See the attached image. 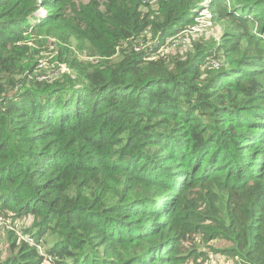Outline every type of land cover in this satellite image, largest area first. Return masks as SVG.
<instances>
[{
	"label": "trees",
	"instance_id": "trees-1",
	"mask_svg": "<svg viewBox=\"0 0 264 264\" xmlns=\"http://www.w3.org/2000/svg\"><path fill=\"white\" fill-rule=\"evenodd\" d=\"M202 5L0 0V264H264V0Z\"/></svg>",
	"mask_w": 264,
	"mask_h": 264
},
{
	"label": "rangeland",
	"instance_id": "rangeland-1",
	"mask_svg": "<svg viewBox=\"0 0 264 264\" xmlns=\"http://www.w3.org/2000/svg\"><path fill=\"white\" fill-rule=\"evenodd\" d=\"M205 1L209 2V0H205ZM194 11H195V9L193 10V12ZM205 29H207V30L200 34L204 38L211 37L212 34L214 36L221 37V35L223 33L222 30H221L220 25L219 24H215L214 25V23H212V22H210V24ZM253 31L256 34L259 33L258 34L259 36H262V32L260 33L259 29H257V31H256L255 25H253ZM189 35H191V34H189L187 32H183V31L180 32L178 36H175L172 39H170V44L168 45L167 48L163 49V52L175 53V51H178V49H179V51H182V52L186 51L188 48H190L189 40L187 39V37ZM29 43L32 44V42H30V41H29ZM51 45H54V43H51L50 41H48L46 44L43 45V47H40L41 51H40V57L38 58V63L42 64L43 62H45V63H47L48 68L53 69V70H57L56 67H59V69H60L61 66H60V63L57 65V63L55 61H54L55 63L52 62L53 56L57 53V50H51V48H49ZM162 47H163V45L161 46V48ZM49 72H50V70L47 71V73H49ZM41 74H44V73H41ZM4 218L0 217V230L2 228L6 227V225H7L8 229L14 231L15 233H17L20 238H24V237L27 236V235L22 234V232L20 230V227L21 226L26 227L29 224V222H30L29 219L22 221V220H18V219L17 220H12V218H6V217H4ZM0 239H4L2 233L0 234ZM4 243H5V240L1 243V246H3ZM212 243L217 245L218 247H221L220 248L221 250H222L223 247L228 245V242H226L225 240H220V239L219 240H214V241H212ZM5 248L6 247H4V250H2V252H1L2 256H5V255L9 254V252H7V248L6 249ZM219 253H221V252H219ZM239 256L242 257L241 255H239ZM42 264H53V263L49 259H46V260L43 261Z\"/></svg>",
	"mask_w": 264,
	"mask_h": 264
},
{
	"label": "built area",
	"instance_id": "built-area-1",
	"mask_svg": "<svg viewBox=\"0 0 264 264\" xmlns=\"http://www.w3.org/2000/svg\"><path fill=\"white\" fill-rule=\"evenodd\" d=\"M210 1L211 0H209V2H206L205 0H203V5L201 6L200 9L197 10V14L195 15V18H194L195 23L193 25H191L190 27H188V29L185 30L184 32H187L189 34H201L207 30L205 28L211 22L210 13L208 12V10L206 8H202V7L207 6L210 3ZM37 14L38 15H44L45 12L43 9H41L40 11L37 12ZM168 40H170V39H168ZM49 48L53 49V46H50ZM60 66H61V68H60L61 70L67 69V67L64 64H60ZM38 68L47 69L48 65L45 62H43L42 64L38 63ZM57 70L51 69L49 73L40 74L39 79L45 78L47 76V74H54V73H56ZM0 217H2V216H0ZM2 218H4V217H2ZM6 227H8V226L6 225ZM23 239L27 240L30 244L33 243L32 238L29 236H26ZM202 264H246V262H243V260L241 258H239L238 256H235L233 258H229L222 253L209 251V257Z\"/></svg>",
	"mask_w": 264,
	"mask_h": 264
},
{
	"label": "clouds",
	"instance_id": "clouds-1",
	"mask_svg": "<svg viewBox=\"0 0 264 264\" xmlns=\"http://www.w3.org/2000/svg\"><path fill=\"white\" fill-rule=\"evenodd\" d=\"M222 253V252H221ZM223 254V253H222ZM225 255V254H224ZM227 256V255H226ZM235 256H237V255H235ZM235 256H227V257H229V258H233V257H235ZM239 258H241L242 259V257H240V256H238Z\"/></svg>",
	"mask_w": 264,
	"mask_h": 264
},
{
	"label": "crops",
	"instance_id": "crops-1",
	"mask_svg": "<svg viewBox=\"0 0 264 264\" xmlns=\"http://www.w3.org/2000/svg\"><path fill=\"white\" fill-rule=\"evenodd\" d=\"M242 260H243V262H246V264H249L247 261H245V259H244V258H242Z\"/></svg>",
	"mask_w": 264,
	"mask_h": 264
}]
</instances>
